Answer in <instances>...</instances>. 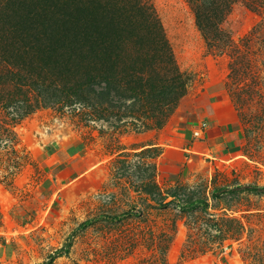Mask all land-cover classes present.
Returning <instances> with one entry per match:
<instances>
[{"label":"rangeland","instance_id":"374dc122","mask_svg":"<svg viewBox=\"0 0 264 264\" xmlns=\"http://www.w3.org/2000/svg\"><path fill=\"white\" fill-rule=\"evenodd\" d=\"M246 184L264 0H0V264H264Z\"/></svg>","mask_w":264,"mask_h":264},{"label":"trees","instance_id":"16d2710c","mask_svg":"<svg viewBox=\"0 0 264 264\" xmlns=\"http://www.w3.org/2000/svg\"><path fill=\"white\" fill-rule=\"evenodd\" d=\"M238 187H239V189L244 188L246 190H249V191H252L255 193H264V186H259V185H255V184H246V185H239ZM232 189L227 188V187H221V188L217 189V192L214 194V196H218L219 193H221V192L232 191ZM199 203H204V201L198 200V201H195L189 205H186L185 207L183 205L182 206H183V208H189V207L193 208V207H196ZM128 213H129L128 211L121 213L120 215H117V217L126 216ZM93 220H94V218L83 221L82 223L79 224V228L81 229V228L87 227L88 225H90L93 222ZM70 247H71V243L69 242V243H67L66 246L55 250L53 253H51L48 256V259L46 261H44L42 264H52L58 256H61L65 253H67L69 251Z\"/></svg>","mask_w":264,"mask_h":264},{"label":"built area","instance_id":"2783aa9c","mask_svg":"<svg viewBox=\"0 0 264 264\" xmlns=\"http://www.w3.org/2000/svg\"><path fill=\"white\" fill-rule=\"evenodd\" d=\"M202 125L204 126L203 122H202ZM202 125H201V129L195 131V135L194 136H201L200 134L202 133L203 128H204Z\"/></svg>","mask_w":264,"mask_h":264}]
</instances>
